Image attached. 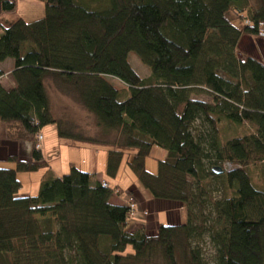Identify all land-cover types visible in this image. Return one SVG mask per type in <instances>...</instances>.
<instances>
[{
    "label": "trees",
    "instance_id": "1",
    "mask_svg": "<svg viewBox=\"0 0 264 264\" xmlns=\"http://www.w3.org/2000/svg\"><path fill=\"white\" fill-rule=\"evenodd\" d=\"M37 1L43 18H16L0 34V63L13 60L16 82L12 90L0 83V126L32 152L26 160L0 157L16 164L0 167V264H211L206 239L212 264H264V62L237 56L243 35L264 31V0ZM0 5L16 8L13 0ZM131 53L150 79L135 72ZM5 73L0 68V80ZM48 79L72 90L104 133L116 134L110 144L89 141L109 145V176L127 160L141 185L127 190V204L110 203L124 194L120 186L73 163L61 177L52 173L43 129L81 138L54 119ZM203 91L214 103L195 97ZM216 113L256 131L220 145ZM154 148L166 152L155 174L146 169ZM42 169L37 196H20L19 174ZM147 200L170 224L137 223Z\"/></svg>",
    "mask_w": 264,
    "mask_h": 264
},
{
    "label": "rangeland",
    "instance_id": "2",
    "mask_svg": "<svg viewBox=\"0 0 264 264\" xmlns=\"http://www.w3.org/2000/svg\"><path fill=\"white\" fill-rule=\"evenodd\" d=\"M252 1L257 3V0ZM25 7L26 10H30L29 4H26ZM45 15L46 13L41 17H31L28 16L27 13V21L30 22L32 20H38ZM129 62H131V65L135 72L138 73V75L143 79L151 78V69H149V67H147L135 53H131L129 55ZM11 69L12 68L10 67H6L4 71L9 72L11 71ZM8 78H11V76H8ZM9 80L11 81L13 80V78ZM112 82L118 87L123 88L125 86L120 81L118 82V80L112 79ZM46 88L48 98L50 99V109L52 111L54 119H57L59 121L61 129L65 133H73L77 136V138L80 137L82 139H67L62 137L59 140V144L58 133H56V141H58L57 145L59 144L56 150L61 151V157L58 159L57 163H54V170L60 174H67L70 163L72 161H75L76 166H78L85 172H89L90 174L92 173L93 175H95L94 179L107 181L111 188L120 186L124 191V194L121 196L123 199L126 198L128 192L127 190H129V188L136 186L140 189L141 185L137 180L134 172L130 170L126 159H124L118 174L115 177H111L106 171L108 161L107 157L110 150L109 145L106 146L105 143V145H97L89 141V139H100L99 141L104 140L108 142V144H110L115 140L116 134H106L101 128H98L96 119L82 107L76 95L72 93V90L68 91L65 87L56 84V82H53L52 79L47 80ZM68 145H70L71 147V150L69 149L70 152L65 151L68 149ZM163 154H165V151L159 148H154L152 154L146 161V169H148L153 174L157 173L159 169L158 160L161 159L159 157L163 156ZM82 162H85L86 164ZM40 171L37 172L35 177H33V174L30 173L20 175V180L24 185L23 195L27 193H33L32 191L38 189V186L36 185L40 179H37V177L41 175L40 173H43ZM24 175H28V177H25ZM138 205L141 208V210L138 211L141 212L143 216V220H137L139 223L146 224V219L151 218V221H153L154 223L164 225L170 224L167 212L158 211L155 208L154 203H152L151 201L147 200L145 203ZM179 220L185 222V216L182 215ZM206 241L207 243L205 246L207 248V253L209 254L208 261L212 264V257L210 255L213 254V246L208 242L207 239Z\"/></svg>",
    "mask_w": 264,
    "mask_h": 264
},
{
    "label": "crops",
    "instance_id": "3",
    "mask_svg": "<svg viewBox=\"0 0 264 264\" xmlns=\"http://www.w3.org/2000/svg\"><path fill=\"white\" fill-rule=\"evenodd\" d=\"M16 3V8L14 11L12 12H5L1 9V5H0V34L2 33V25H7L9 23H11L12 21H14L16 18H23L26 22L27 21V13L28 16H33V17H41L43 16V14H45V5L42 2H38L37 0H13ZM26 4H29L30 6V10H26ZM253 4L255 6H258V3L253 2ZM43 18V17H42ZM40 20V19H38ZM32 21H36V20H32ZM30 21V22H32ZM28 22V23H30ZM238 52H237V56L239 58L243 59V56H251L254 58H259L264 62V39H262L259 36H252L249 34H245L243 35V37L240 39L239 43H238ZM6 67H10L12 68L11 71L6 72L4 74V76L1 77L0 83L9 90H12V88L16 87V82L13 78V80H9L12 78L11 76V72L13 70V60H7L3 63H0V68L5 70ZM8 76L11 78H8ZM229 78V77H227ZM233 79V78H232ZM234 82L236 83V79H234ZM9 84V85H7ZM252 85V83H251ZM252 88L255 89V86L252 85ZM195 97H198L200 100L202 101H206L209 103H214L213 101V97L211 94H209L207 91H203L200 93V95H195ZM220 113H216V118H220ZM221 119V118H220ZM222 121H218L217 122V129H219V132L217 134H219V138H218V144H225L226 141H228V139L230 138H234V137H239V136H244L245 134H250V133H255L256 131V124H252V123H242V125H236L234 123H231L229 121L224 120V118L221 119ZM43 132L45 134V146L44 149L41 151L43 153V156L45 158V161L47 163H49V165L52 168V173H54L55 177H61L63 174L57 173V171L54 170V163H57L58 159L61 157V151L56 150L58 145L60 144V137L58 135V141L59 144L57 145L56 141V133H58L57 128L54 126L53 129V125L50 126H46V128L43 129ZM7 132H6V125H2L0 126V157H4V156H8V155H15L18 154L20 157H22L23 159H31L32 157V152H31V146L27 143H11L7 140ZM57 145V146H56ZM69 149L71 150L70 145H68V149L65 150L67 152H70ZM166 152L165 154H163V156H160L159 158H161L160 160H164L166 157ZM71 163L75 164V161H72ZM85 163V162H82ZM86 164V163H85ZM70 166V165H69ZM0 167L2 168H13L15 169L16 164H12V163H1L0 162ZM40 172L41 175H39L37 177V179H41L44 175L46 170H42ZM37 173L33 174V177H35ZM19 174V178H20ZM25 177L28 175H24ZM98 182H106L107 184H109L107 181L105 180H99L96 179ZM40 182V180H39ZM39 182H37L38 189L35 191H32L33 193H27L25 195H23V191H24V185L22 187V189L19 191V195L20 196H27V195H32V196H37L38 194V190L40 187ZM110 203L112 204H116V205H121L123 206L124 204H127V197L126 198H122L121 196L114 194L113 197L110 199ZM139 210H141L140 206L138 207ZM136 219H142L143 216L141 214V212L138 211V213L135 215ZM176 220V219H174ZM136 223V222H135ZM139 223V222H137ZM142 224V223H139ZM156 227V224L154 222H152V228L154 229Z\"/></svg>",
    "mask_w": 264,
    "mask_h": 264
},
{
    "label": "built area",
    "instance_id": "4",
    "mask_svg": "<svg viewBox=\"0 0 264 264\" xmlns=\"http://www.w3.org/2000/svg\"><path fill=\"white\" fill-rule=\"evenodd\" d=\"M258 35H260L262 38H264V31L262 29H260V32L258 33ZM43 135L41 133H39L37 135V142L39 143L38 147L40 148L42 146V143H43ZM227 170H230L232 169L233 165H231L230 163L229 164H226L225 165ZM106 186V184H105ZM131 209L132 210H135V206L133 204H131Z\"/></svg>",
    "mask_w": 264,
    "mask_h": 264
},
{
    "label": "water",
    "instance_id": "5",
    "mask_svg": "<svg viewBox=\"0 0 264 264\" xmlns=\"http://www.w3.org/2000/svg\"><path fill=\"white\" fill-rule=\"evenodd\" d=\"M213 172L215 173V174H217V175H219V174H221V173H223V169H222V167H215L214 169H213Z\"/></svg>",
    "mask_w": 264,
    "mask_h": 264
},
{
    "label": "bare ground",
    "instance_id": "6",
    "mask_svg": "<svg viewBox=\"0 0 264 264\" xmlns=\"http://www.w3.org/2000/svg\"><path fill=\"white\" fill-rule=\"evenodd\" d=\"M257 36L261 37L260 35L257 34ZM262 38V37H261ZM264 39V38H263Z\"/></svg>",
    "mask_w": 264,
    "mask_h": 264
}]
</instances>
